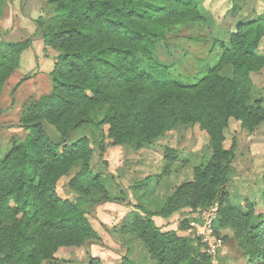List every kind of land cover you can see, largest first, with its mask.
Here are the masks:
<instances>
[{
  "label": "trees",
  "instance_id": "1",
  "mask_svg": "<svg viewBox=\"0 0 264 264\" xmlns=\"http://www.w3.org/2000/svg\"><path fill=\"white\" fill-rule=\"evenodd\" d=\"M45 1L54 6L55 15L39 17L35 25L45 46L59 54L50 72L51 91L28 102L14 124L28 135L13 139L0 158V264H70L60 257L63 249L100 242L91 210L125 202L124 196L110 193L111 176L98 171L107 164L106 139L110 146L140 148L179 124L198 125L208 133L210 157L195 166L193 179L178 185L158 210L135 205L121 223V234L139 239L153 264H213L202 239L185 235L187 221L166 231L153 218L166 220L185 209L200 212L216 205L215 229L233 230L248 264H264V213L256 214L249 200L243 209L232 204L227 185L236 141L225 146L231 120L249 132L264 124V97L252 102L253 75L264 68V12L241 18L229 40L221 42L216 64L191 84L174 77L173 65L156 58L159 40L170 42L165 36L171 29L204 21L200 0ZM2 6L0 0V14ZM241 8L239 4L233 16ZM32 45L28 38L0 49V99ZM85 125L93 127L94 140L75 138ZM176 153L166 148L160 176L171 172ZM77 165L68 181L76 197H63L60 182ZM87 264L104 263L90 256Z\"/></svg>",
  "mask_w": 264,
  "mask_h": 264
},
{
  "label": "rangeland",
  "instance_id": "2",
  "mask_svg": "<svg viewBox=\"0 0 264 264\" xmlns=\"http://www.w3.org/2000/svg\"><path fill=\"white\" fill-rule=\"evenodd\" d=\"M200 1L204 9V21L189 23L188 26H183L178 30L171 29L165 36L170 42L166 43L167 38L159 40L156 58L163 65H173V76L191 84L199 81L209 68L216 64L219 59L221 42L229 40L230 32L235 29L241 18H254L264 12V0ZM239 4H243V7L237 15L235 14L236 16H233V10ZM54 15V6H49L45 0H3L0 14V49L8 42L28 38L33 39V47L27 49L22 65L6 82L1 95L0 158H3L12 148L13 139L24 140L28 135L24 129L14 126L19 122L25 105L30 101L40 99L51 91L50 72L53 70L59 52L45 46L43 38L37 31L35 20L39 17ZM260 51L264 54V41ZM232 71L233 69L230 68L229 73L228 69H224L223 72L231 74ZM25 77L29 78L18 86ZM253 77L256 92L253 93L252 102L259 96L264 97V73H258ZM92 128L91 125H85L76 133L75 138L88 136L94 140ZM50 129L54 130L51 126ZM107 129L106 126L105 131ZM233 140L237 145V157L230 171L227 185L230 200L233 205L242 209L246 200H249L255 203L256 214L264 213V124L260 125L255 132H249L242 128L240 122L231 120L225 146L229 148ZM108 142L109 140L106 139V150L110 146ZM120 148L111 147L104 154V158L117 160L118 156L115 152L118 150L120 152ZM146 148L161 150L163 153L161 162L159 166H155V169L150 170L146 155H141ZM166 148L175 149L176 158L169 165L171 172L160 176L166 165ZM211 151V138L206 131L198 125L179 124L177 128L157 139L153 144L144 145L140 154H126L123 157V165L115 173L110 172L108 162L100 164L98 171L104 173V176H111L107 179V184L112 195L124 196V201L131 199L137 203L136 205L140 204L142 207L158 210L172 194H170L171 190L193 179L195 166L209 158ZM125 161H127L126 164H124ZM140 161L142 162L141 170L136 172L137 168L134 164ZM77 169L78 165L60 182L61 196L75 198V193L69 188L68 181ZM128 175L131 182L129 186H126ZM216 207L214 205L200 212H192L190 209L182 210L174 215L175 220L168 218L170 222L167 224H172V228L178 229L180 224L187 221L189 224L185 235L196 234L191 222H199L204 210L211 211ZM92 211L90 219L93 218ZM215 231L222 240V244L217 248V253L212 255L213 264H248L246 251L239 244L233 230L226 228L219 231L215 229ZM179 233L184 235L183 232ZM113 236L118 238L119 232H113ZM115 238L116 244L108 240L109 244L112 243L114 247L113 251L108 249L106 246L108 243L105 245L103 240L96 242L104 250H108L109 256H106L104 264H152L144 248L140 251V248L137 250L136 245H132L133 251L130 252L129 249L123 248L120 241ZM91 244L92 242L89 241L80 249H63L60 257L70 260V264H87L89 257L85 256L82 260H76V254L84 249L87 255ZM137 245L140 247L139 244ZM100 252L102 251L97 249L93 254L101 255ZM117 252L121 255L117 256Z\"/></svg>",
  "mask_w": 264,
  "mask_h": 264
},
{
  "label": "crops",
  "instance_id": "3",
  "mask_svg": "<svg viewBox=\"0 0 264 264\" xmlns=\"http://www.w3.org/2000/svg\"><path fill=\"white\" fill-rule=\"evenodd\" d=\"M241 5L243 7V4H241ZM239 11H241V9ZM41 41L43 42V40H41ZM32 47H33V45H32ZM26 52H27V49L24 51V53L22 55L21 65L23 63V59H24ZM37 55L40 56L38 53H37ZM259 73H264V68ZM254 75H256V74H254ZM253 80H254V77H253ZM254 84H255V82H254ZM255 92H256V85H255L253 93H255ZM111 147H113V146H109L107 151H109V149ZM114 147H119V148L121 147L120 152H119V150H118V152L117 151L115 152L118 156V159L114 160V159H111L109 157L106 159L104 158L108 162L110 172H112V173H115L123 165V157H125L126 154L132 153V154L138 155L141 153V150L143 149V146L140 148H137L134 145H124V146H114ZM143 154L146 155V159L148 160V163H150V165H149L150 170L155 169V166L156 167L159 166V164L161 162V158L163 157V153L161 152V150L157 151L155 149H150V148H146V151L144 153H141V155H143ZM126 162L127 161H125L124 164H126ZM141 164H142L141 161L134 164L135 167L137 168L136 172L141 170ZM154 172H156V171H154ZM144 176L146 177L145 174H144ZM127 179H126L127 180L126 186H129V183L131 182V180H129V175H128ZM191 180H192V178H191ZM174 191H175V188L173 190H171L170 194L173 193ZM74 197H76V195ZM136 204L137 203H135L131 199H128L125 202H107V203H103V204H98L93 209V211H92L93 218L91 219V223H92L94 229L98 232L101 239L103 240L104 244L106 245V243H108L106 246H108L109 250L113 251L114 247L112 246V243L109 244L108 240H111L112 242L115 243V241H114L115 237L113 236V232H117V231L119 232V237L115 238V239L120 241V244L123 246V248L129 249L130 252L133 251L131 248L132 245H136V249L138 250L140 248V251H142L143 248L145 249V247L143 246L142 242L139 239H137L133 236H130V235L121 234V232H120L121 223L124 220H126L136 210V206H135ZM171 218H173L175 220V216H172ZM153 219L158 226L162 227L163 230L167 231V230L174 229V228H172V226H173L172 224H167L170 222V221H168V219L164 220L163 218H161L159 216H155ZM113 227H115V228L111 229ZM185 234H186V232H185ZM137 244H139L140 247ZM97 249H100V251H102V252H100L101 255L93 254V252H95ZM107 251L108 250H104L103 247L96 244V242H92L91 248L88 249V251H87V255L85 254V250L82 249L76 254V260H82V258H84L85 256H87V257L98 256V258H100L104 263L106 256H109ZM145 252H146L145 254L147 256L148 255L147 250ZM135 253H137V252H135ZM116 255L120 256L121 254H119L117 252ZM80 264H82V263H80Z\"/></svg>",
  "mask_w": 264,
  "mask_h": 264
},
{
  "label": "built area",
  "instance_id": "4",
  "mask_svg": "<svg viewBox=\"0 0 264 264\" xmlns=\"http://www.w3.org/2000/svg\"><path fill=\"white\" fill-rule=\"evenodd\" d=\"M216 218L217 210L214 208L211 211L204 210L199 222H191V226L195 229L196 235L202 239L210 255L216 254L217 248L222 244V240L217 236L214 227Z\"/></svg>",
  "mask_w": 264,
  "mask_h": 264
}]
</instances>
